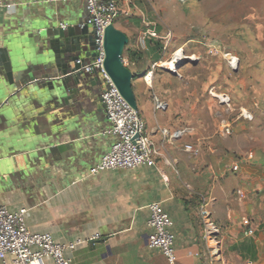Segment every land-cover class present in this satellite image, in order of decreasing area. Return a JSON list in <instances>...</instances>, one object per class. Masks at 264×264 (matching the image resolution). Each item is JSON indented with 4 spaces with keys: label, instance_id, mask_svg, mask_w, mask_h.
<instances>
[{
    "label": "crops",
    "instance_id": "obj_1",
    "mask_svg": "<svg viewBox=\"0 0 264 264\" xmlns=\"http://www.w3.org/2000/svg\"><path fill=\"white\" fill-rule=\"evenodd\" d=\"M0 3L1 31L15 30L29 16L68 21L84 8L75 0ZM8 3L14 6L7 9ZM134 16L135 20L123 22L124 28L114 26L129 39L122 57L133 74L132 88L145 132L157 150L155 165L90 175L89 168L116 139L104 133L96 136V146L89 150L82 170L50 171L32 181L5 178L0 182V202L10 211L26 207L25 223L32 232L50 233L58 243L79 240L73 251H65L72 264H169L158 249L148 246L151 202H159L172 221L176 264H264V148L250 146L246 131L250 120L237 117L233 120L237 133L216 136L222 120L231 122L214 116L224 104L206 97L208 84L193 83L196 76L184 62L177 68L179 75L153 67L176 49L186 56L185 44L173 46V40L163 51L160 41L142 38L143 12L139 9ZM225 53L220 58L226 61ZM153 96L166 103L164 110L155 109ZM18 118L20 131H32L29 119ZM108 128L106 120L99 132ZM162 128L188 130L168 142ZM188 143L200 146L196 156L183 150ZM235 163L239 168L232 171ZM244 218L250 220L252 234L241 224ZM205 219L215 230L210 237L204 234Z\"/></svg>",
    "mask_w": 264,
    "mask_h": 264
},
{
    "label": "water",
    "instance_id": "obj_2",
    "mask_svg": "<svg viewBox=\"0 0 264 264\" xmlns=\"http://www.w3.org/2000/svg\"><path fill=\"white\" fill-rule=\"evenodd\" d=\"M84 12L83 22L29 16L15 30H0V182L13 176L32 181L50 171L74 174L96 146V136L104 134L99 132L108 120L104 82L97 70H83L97 47ZM128 41L108 24L103 66L137 109L133 74L122 61ZM19 116L29 119L32 131H20Z\"/></svg>",
    "mask_w": 264,
    "mask_h": 264
},
{
    "label": "built area",
    "instance_id": "obj_3",
    "mask_svg": "<svg viewBox=\"0 0 264 264\" xmlns=\"http://www.w3.org/2000/svg\"><path fill=\"white\" fill-rule=\"evenodd\" d=\"M56 1V0H50ZM68 1V0H63ZM84 3L85 11L88 15L87 23L93 25L94 41L96 44V55L83 67L85 72L97 70L104 79V86L101 92L102 101L105 105L106 114L109 121V128L104 132L116 137L109 150L105 152L101 158L89 168V174L95 175L103 170L111 169H134L141 165L154 166L156 163L157 150L153 146L149 135L145 132V122L139 111L134 109L120 94L119 90L112 82L111 78L104 69L103 62L105 52L103 48V33L105 27L114 22L118 16L125 18L134 16L138 7L127 0H75ZM1 5V3H0ZM14 6L12 3L6 4V8L10 9ZM145 29L142 32V38L146 36L160 41L163 51L167 52L173 42L174 34L168 29L164 34L159 33L156 24L142 17ZM64 26V24H62ZM180 49L172 51L165 62L172 64L167 67L163 61L153 64L167 68L172 73L179 75L176 65L184 54L181 51L179 59H174L175 54ZM210 53H214L209 48ZM228 66L233 69L237 65L238 58L229 53L224 54ZM190 58V57H188ZM122 61L124 65L126 60ZM150 72H148L149 74ZM154 107L156 110H164L166 103L157 96H153ZM220 102L228 103L229 97L222 95ZM246 119L251 120L250 113H241ZM219 130L222 135H228L231 132V124L225 120L220 123ZM188 129L170 132L166 128L161 129L162 136L168 142L178 139ZM199 145L185 144L183 150L189 154L196 156L200 152ZM239 164L235 163L232 171H237ZM241 194V191H238ZM149 218L148 226L152 229L148 237V246L158 249L167 259L169 264L175 263V253L173 248L174 235L171 231L172 221L163 210L159 202H151L148 204ZM26 207H22L16 211H10L4 204L0 202V261L1 264H72L71 259L65 256V251L75 249L79 240L67 243L55 242L50 233L32 232L26 226L25 213ZM204 234L210 237L215 231L212 224L205 219ZM247 229V234H252L251 222L244 218L241 221ZM93 239L98 238L94 235ZM7 257H10L8 259Z\"/></svg>",
    "mask_w": 264,
    "mask_h": 264
},
{
    "label": "rangeland",
    "instance_id": "obj_4",
    "mask_svg": "<svg viewBox=\"0 0 264 264\" xmlns=\"http://www.w3.org/2000/svg\"><path fill=\"white\" fill-rule=\"evenodd\" d=\"M127 1L135 4L147 20L154 22L158 32L164 34L168 29L172 30L173 46L185 44L186 57L178 64L184 61L192 70L196 76L193 83L199 87L208 84L207 98L221 104L222 95L229 97V102L222 103L224 107L216 109L214 116L216 119L228 117L231 132L222 135L217 128L216 136L228 138L237 133L234 132L238 125L235 119L245 121L241 113H250L253 119L248 122L246 130L251 138L249 144L264 148V0ZM84 8L68 22H83ZM132 19L135 20L136 16L125 18L120 15L113 24L124 28L123 22ZM58 21L65 23L66 18ZM209 48L214 53H210ZM225 52L238 58L235 68L231 69L220 58ZM190 53L196 55L187 56ZM98 75L104 82L101 74Z\"/></svg>",
    "mask_w": 264,
    "mask_h": 264
},
{
    "label": "bare ground",
    "instance_id": "obj_5",
    "mask_svg": "<svg viewBox=\"0 0 264 264\" xmlns=\"http://www.w3.org/2000/svg\"><path fill=\"white\" fill-rule=\"evenodd\" d=\"M182 51V50H181ZM181 51L179 50V51H177V53L175 54V56H174V59H179V57H180V55H181ZM164 64H162V65H166L167 67H172V64L171 63H169V62H163Z\"/></svg>",
    "mask_w": 264,
    "mask_h": 264
},
{
    "label": "trees",
    "instance_id": "obj_6",
    "mask_svg": "<svg viewBox=\"0 0 264 264\" xmlns=\"http://www.w3.org/2000/svg\"><path fill=\"white\" fill-rule=\"evenodd\" d=\"M126 47V46H125ZM125 47H124V49H125Z\"/></svg>",
    "mask_w": 264,
    "mask_h": 264
}]
</instances>
